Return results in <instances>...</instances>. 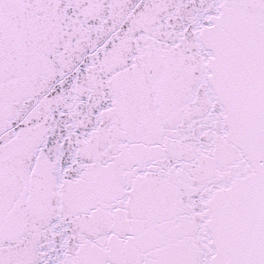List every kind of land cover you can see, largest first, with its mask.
<instances>
[{"label": "snow or ice", "instance_id": "obj_1", "mask_svg": "<svg viewBox=\"0 0 264 264\" xmlns=\"http://www.w3.org/2000/svg\"><path fill=\"white\" fill-rule=\"evenodd\" d=\"M0 264H264V0H0Z\"/></svg>", "mask_w": 264, "mask_h": 264}]
</instances>
